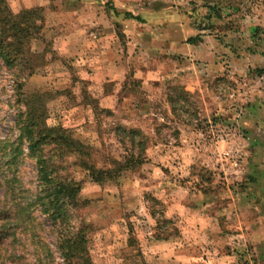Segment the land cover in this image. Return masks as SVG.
Here are the masks:
<instances>
[{
  "label": "rangeland",
  "instance_id": "rangeland-1",
  "mask_svg": "<svg viewBox=\"0 0 264 264\" xmlns=\"http://www.w3.org/2000/svg\"><path fill=\"white\" fill-rule=\"evenodd\" d=\"M7 3L37 9L40 28L27 69L0 62V264H63L58 230L32 204L19 91L41 95L45 128L84 145L42 156L77 188L71 225L91 264H264L249 228L264 210V0ZM101 60L125 71L113 111L99 88L117 83L86 77ZM138 70L157 81L143 86ZM133 129L147 137L141 153Z\"/></svg>",
  "mask_w": 264,
  "mask_h": 264
},
{
  "label": "trees",
  "instance_id": "trees-1",
  "mask_svg": "<svg viewBox=\"0 0 264 264\" xmlns=\"http://www.w3.org/2000/svg\"><path fill=\"white\" fill-rule=\"evenodd\" d=\"M37 9L21 11L14 14L7 3V0H0V62L6 68L22 67L27 69L30 64L27 55L30 52L31 40L38 35L39 17ZM195 42L194 40H190ZM29 75V74H28ZM22 82H16V87L21 88ZM20 92V91H19ZM17 92L18 103H22L24 111L20 112L18 120L20 138L25 139L28 144L30 156L35 158L37 165V181L39 194L34 198L33 205L40 207L41 212L58 230L56 249L63 260V264H91L86 248V239L82 232H75L71 225V205L75 203L77 188L71 183L62 182L56 176L57 168L53 163L48 164L47 159L42 156L45 147L56 143L64 147H75L72 152L84 155V145L71 139L64 129L58 126L45 128L43 106L41 95H25ZM131 138L138 139L137 151L145 147L147 137L139 130L133 129L127 132ZM21 142V141H20ZM141 153V152H140ZM143 161H139L141 164ZM100 174L99 171L91 170V176ZM12 187V186H11Z\"/></svg>",
  "mask_w": 264,
  "mask_h": 264
},
{
  "label": "crops",
  "instance_id": "crops-1",
  "mask_svg": "<svg viewBox=\"0 0 264 264\" xmlns=\"http://www.w3.org/2000/svg\"><path fill=\"white\" fill-rule=\"evenodd\" d=\"M124 67L120 66L117 63L106 62L105 60H101L100 63H96L90 74L87 73V78L90 80H94L95 83H99L103 85L106 82H115L117 83V88L113 90L111 93L104 92L102 88H99V105L102 109L114 110L115 105L117 104L118 95L122 90V84L120 83L121 79L123 80L124 75ZM155 73L150 70H138L135 74L137 81H139L143 86H146L149 82L157 81L155 78ZM187 91H193L195 88L185 87ZM98 94V93H97ZM98 97V96H97ZM263 220L261 222H252L249 224V228L252 231L256 228L258 230V235H256V239L252 242L254 243H263L264 244V210L262 211ZM260 234V235H259Z\"/></svg>",
  "mask_w": 264,
  "mask_h": 264
}]
</instances>
